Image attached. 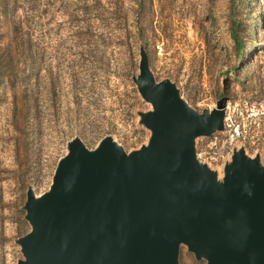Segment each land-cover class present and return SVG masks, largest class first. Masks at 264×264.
I'll return each mask as SVG.
<instances>
[{"label":"rangeland","instance_id":"rangeland-1","mask_svg":"<svg viewBox=\"0 0 264 264\" xmlns=\"http://www.w3.org/2000/svg\"><path fill=\"white\" fill-rule=\"evenodd\" d=\"M142 46L156 79L199 111L264 99V0H0V264L24 257L28 189L49 190L72 139L95 149L111 135L128 152L148 143L140 113L152 105L134 81ZM180 264L207 260L183 245Z\"/></svg>","mask_w":264,"mask_h":264},{"label":"water","instance_id":"water-1","mask_svg":"<svg viewBox=\"0 0 264 264\" xmlns=\"http://www.w3.org/2000/svg\"><path fill=\"white\" fill-rule=\"evenodd\" d=\"M140 54L148 143L128 152L111 135L95 149L72 139L49 190L28 189L17 264H180L183 245L207 264H264L261 154L236 149L220 179L197 139L224 130L227 100L199 111Z\"/></svg>","mask_w":264,"mask_h":264},{"label":"built area","instance_id":"built-area-1","mask_svg":"<svg viewBox=\"0 0 264 264\" xmlns=\"http://www.w3.org/2000/svg\"><path fill=\"white\" fill-rule=\"evenodd\" d=\"M263 120L264 99L262 102L246 104L240 110H232L227 103L224 130L199 138L198 158L212 169L224 172L225 165L240 147L245 148L249 155L251 152L261 154L260 150L264 147V130H261Z\"/></svg>","mask_w":264,"mask_h":264},{"label":"trees","instance_id":"trees-1","mask_svg":"<svg viewBox=\"0 0 264 264\" xmlns=\"http://www.w3.org/2000/svg\"><path fill=\"white\" fill-rule=\"evenodd\" d=\"M1 4H3L4 8H7V4L5 3V1L1 2ZM233 4H234V9H235L236 6H237L236 2H234ZM232 37H233L234 42H235V44L237 46V49L239 50V54H243L246 44H245V42L242 39V35L240 33V29L238 28V25H237L236 22L232 23ZM28 41H29V39L27 40L26 43H23V44H26V45H24V47L26 49L30 46V43ZM24 54H25L24 56H27L26 52H24ZM9 56H10V54H9ZM0 57L2 58V54L1 53H0Z\"/></svg>","mask_w":264,"mask_h":264},{"label":"bare ground","instance_id":"bare-ground-1","mask_svg":"<svg viewBox=\"0 0 264 264\" xmlns=\"http://www.w3.org/2000/svg\"><path fill=\"white\" fill-rule=\"evenodd\" d=\"M218 173H219V177H221V175H222V171H219V170H218Z\"/></svg>","mask_w":264,"mask_h":264}]
</instances>
